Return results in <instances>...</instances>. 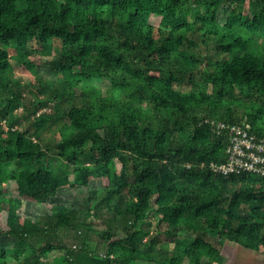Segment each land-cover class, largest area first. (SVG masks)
Listing matches in <instances>:
<instances>
[{
	"label": "trees",
	"instance_id": "trees-1",
	"mask_svg": "<svg viewBox=\"0 0 264 264\" xmlns=\"http://www.w3.org/2000/svg\"><path fill=\"white\" fill-rule=\"evenodd\" d=\"M34 54L53 78L16 77ZM219 120L264 137V0H0V264H214L227 240L264 256V175L212 168ZM63 187L90 192L50 202Z\"/></svg>",
	"mask_w": 264,
	"mask_h": 264
},
{
	"label": "rangeland",
	"instance_id": "rangeland-1",
	"mask_svg": "<svg viewBox=\"0 0 264 264\" xmlns=\"http://www.w3.org/2000/svg\"><path fill=\"white\" fill-rule=\"evenodd\" d=\"M227 15H228L227 7H221L220 11H219L220 19L222 21H225ZM31 59H32L33 63L36 64V67H35L36 72H32L30 69H27L24 67L18 68V70L16 72V77L20 81L26 82V83H31L32 79L37 78L38 74L39 75H47V76L53 78V75L50 72V64L47 61H45V57H42L39 54H34L31 56ZM13 62L15 64H19L17 59H13ZM95 82H97L99 85H101L104 89H107L109 84H110V81L108 78H99V79H96ZM19 111H21V109H19L17 111V113H19ZM26 124H28V120L20 117L19 126L20 125L26 126ZM8 192L12 193L14 195H18L17 184L14 180H10ZM89 192H90L89 190H85V189H72L69 187H63V188H60L58 194L56 196L50 198L49 201L52 203L65 202L69 206L76 205V207H80L81 205H83L85 203L86 197L89 194ZM102 194L103 193L98 194L96 198L98 199V197L102 196ZM20 211L28 217L35 218L36 213H37V206L35 203H33L31 201L25 200L22 207L20 208ZM158 217H159L158 215L153 216V222H154L155 228H156L157 223H158ZM2 223H3V226L6 225V214L5 213L2 216ZM91 235L94 236V239L93 240L91 239V241H93L92 243H96L98 237L96 236V234H91ZM189 235H190V233H187V232L181 233V237H189ZM71 237H68L69 242H73ZM14 242H15V238L8 236V235H3L0 239V243L3 245H7V246H12L14 244ZM227 243H229L228 245L230 246V248H228V250L226 251L227 254L229 253L228 254L229 257L224 258V261L226 262V264H236V261H238V263H241V261H239L240 258L236 257V255L234 253L236 251L235 247H237V245H236L237 243L233 244V242H231L230 240H227L224 242V244H226V245H227ZM58 253H59L58 251H53L50 254V257L53 258ZM241 258L243 259L242 256H241ZM11 264H15V262L13 261V262H11ZM184 264H187V258H185ZM203 264H205V262Z\"/></svg>",
	"mask_w": 264,
	"mask_h": 264
},
{
	"label": "built area",
	"instance_id": "built-area-1",
	"mask_svg": "<svg viewBox=\"0 0 264 264\" xmlns=\"http://www.w3.org/2000/svg\"><path fill=\"white\" fill-rule=\"evenodd\" d=\"M217 130L228 129L230 142L227 146L228 157L223 162H212V168L224 174L243 171L264 175V137L252 133L240 123L215 121Z\"/></svg>",
	"mask_w": 264,
	"mask_h": 264
},
{
	"label": "crops",
	"instance_id": "crops-1",
	"mask_svg": "<svg viewBox=\"0 0 264 264\" xmlns=\"http://www.w3.org/2000/svg\"><path fill=\"white\" fill-rule=\"evenodd\" d=\"M231 242H233V244H236V242L230 240ZM229 243L224 244L222 246V250H221V260L214 262V264H226V262L224 261L225 257H229V253L227 254L226 251L228 250V248H230V246L228 245ZM237 247L236 251L234 252L236 257L240 258L239 261H241V263H238V261H236V264H264V256L263 253L260 251H256L253 250L251 248H245L240 244H236ZM241 256L243 257V259L241 258Z\"/></svg>",
	"mask_w": 264,
	"mask_h": 264
}]
</instances>
